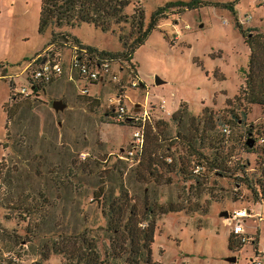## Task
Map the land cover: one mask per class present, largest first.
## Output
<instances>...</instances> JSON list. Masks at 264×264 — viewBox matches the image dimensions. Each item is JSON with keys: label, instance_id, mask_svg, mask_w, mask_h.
I'll list each match as a JSON object with an SVG mask.
<instances>
[{"label": "rangeland", "instance_id": "374dc122", "mask_svg": "<svg viewBox=\"0 0 264 264\" xmlns=\"http://www.w3.org/2000/svg\"><path fill=\"white\" fill-rule=\"evenodd\" d=\"M178 1L189 0H129L122 13L140 6L146 23L156 7ZM39 3L0 0V264H83L88 249L101 264H125L128 254L118 256V234L106 228V198L143 212L145 205L182 208L155 217L151 264H245L254 257V245L264 264V204L236 186L234 178L205 167L199 184L184 179L177 157L185 155L188 122L170 119L181 102L186 116L199 117L202 107H209L214 129L230 151L227 166L245 160L247 169L252 167L255 155L243 152L238 136L251 125L264 131V110L251 105L244 116L237 112L241 120H232L224 99L237 93L247 65L248 48L235 23L264 32V0H199L160 18L133 50L134 74L128 80L137 86L125 89L123 105L129 111H138L135 106L143 103L156 108L150 120L163 121V149L169 147L164 152L174 164L160 178L143 179L125 153L133 125L114 121L107 111L114 83L92 85L89 95L81 94L82 83L67 66L69 44L47 46L51 32H65L82 46L118 52L117 35L127 33V23L105 32L86 23L38 32ZM51 49L59 57L61 74L44 91L14 95L22 87L30 90L26 64ZM55 99L65 104L62 110L51 108ZM159 103L163 111H158ZM202 153L207 156L209 150ZM188 159L190 170L196 160ZM237 207H250L242 230L256 241L228 249L231 225L220 213ZM227 256L235 260L227 261ZM138 257V264H145L144 250Z\"/></svg>", "mask_w": 264, "mask_h": 264}, {"label": "trees", "instance_id": "16d2710c", "mask_svg": "<svg viewBox=\"0 0 264 264\" xmlns=\"http://www.w3.org/2000/svg\"><path fill=\"white\" fill-rule=\"evenodd\" d=\"M129 3V0H40L37 31L41 32L48 26L54 27H73L81 23L92 25L94 28L105 32L110 30L111 26L119 23H127L128 31L126 34H118L117 40L121 45L118 52L97 51L96 49L84 46L90 52L107 59L119 60L125 62L129 67V76H133L134 69L130 63V57L133 50L142 44L147 34L157 26L160 18L167 16L169 13H179L184 8L196 6L199 0H189L183 2H167L162 6L156 7L149 15L148 20L144 23L142 7L137 6L131 14L122 13V9ZM174 11H172V10ZM236 27L243 37V42L248 48L247 65L245 76L237 93L232 99H224L225 113L232 120H238L248 112L251 105H257L264 110V32L257 29H242L236 22ZM59 42V43H57ZM57 43L76 44L73 37L65 32H51L47 46ZM82 46V45H81ZM47 48V47H46ZM54 52L52 51H48ZM40 58L39 55L34 57L33 62H29V68L24 72L30 87V78L28 71ZM12 86V84H10ZM46 86V85H45ZM44 91V90H42ZM236 102L237 107H235ZM232 106V107H231ZM108 111V110H107ZM238 112V114H237ZM110 113V112H109ZM184 118L187 119V132L184 135L185 155L177 157L178 171L186 180H193L199 184L203 176L202 169L212 171L218 176H229L234 178L236 186L241 185L251 193L255 202L264 204V140L257 143V139H264V131L256 126L251 125L243 128L240 138V146L244 153L255 155L253 165L247 169V163L235 160L232 166H227L230 159V151L224 145L223 134L214 129L215 119L209 107L204 106L201 109L199 117L186 116V108L183 102L179 103L177 108L170 114V119L180 123ZM241 120V119H240ZM127 124L131 125L129 122ZM243 125V124H241ZM163 121L157 120L152 123H145L143 128V144L138 162L135 164V170L141 176L160 178L163 169L171 171L174 164L167 152L169 147L163 149V134L161 128ZM252 140L251 146L246 143ZM202 150H209L206 156ZM188 157H193L200 170L192 172L187 170ZM168 160V161H166ZM194 164V165H195ZM2 165L0 161V166ZM159 170V172H158ZM248 170V172L246 171ZM107 202L106 228L114 235H117L118 256L124 253L128 254L125 264H138L141 251H145V264L150 263V243L152 242L154 220L156 216L167 212L179 211L181 207L170 205H145L143 211H139L133 204L123 202L121 199L109 200ZM145 214L143 216L142 214ZM141 222H145L141 225ZM0 233L2 229L0 227ZM256 238L251 241L255 244ZM245 242L230 232L227 235V248H240ZM256 247L254 245V251ZM82 257L83 264H101L97 261L95 254L88 253ZM137 255V256H136Z\"/></svg>", "mask_w": 264, "mask_h": 264}, {"label": "built area", "instance_id": "2783aa9c", "mask_svg": "<svg viewBox=\"0 0 264 264\" xmlns=\"http://www.w3.org/2000/svg\"><path fill=\"white\" fill-rule=\"evenodd\" d=\"M69 58L67 60L68 70L74 71L78 77V81L82 83L80 93L83 95H89V89L92 85H99V87L105 84L114 83L115 91L112 98L107 103V110L110 112L112 119L116 122H129L133 125V131L131 133V143L128 149L125 151L129 156L132 163L136 164L140 157V152L143 144V128L145 123H151L150 118L153 111H157L153 105L148 103L138 104L135 106V110H127L123 105L124 91L127 87H136L137 83L134 79H130L129 67L125 62L119 60L107 59L99 56L96 53L90 52L84 46L71 44L69 45ZM37 62L31 66L28 71V77L30 78V90L26 92V89L22 87L14 95H33L37 91L44 90L45 85L56 79L62 72L61 62L59 57L54 52H48L44 56H41ZM32 60L31 62H33ZM30 66L27 63L23 72H25ZM125 73L126 76H125ZM158 111H163V104L159 103ZM222 131L228 134L229 130L224 126ZM263 138L257 139V143H262ZM81 158L84 154H80ZM192 172L200 170V166L195 164L191 168ZM250 207H237L227 211L226 220L231 225L228 232L237 236L242 242H251L253 237L245 235L242 230V223L245 221ZM262 218L257 216V221H261ZM264 254V247L261 252ZM258 253L254 252V257L250 258L245 264H262L259 260Z\"/></svg>", "mask_w": 264, "mask_h": 264}, {"label": "water", "instance_id": "95a60500", "mask_svg": "<svg viewBox=\"0 0 264 264\" xmlns=\"http://www.w3.org/2000/svg\"><path fill=\"white\" fill-rule=\"evenodd\" d=\"M155 83H159L158 80L155 81ZM65 104L60 100V99H55V100H52L51 101V108L54 110V111H60L64 108ZM248 146H251L252 144V140H249L248 143H246ZM221 216L223 217H226L227 215V211L223 210L221 213H220ZM227 261H231L233 262L235 260V257L234 256H227L225 258Z\"/></svg>", "mask_w": 264, "mask_h": 264}]
</instances>
